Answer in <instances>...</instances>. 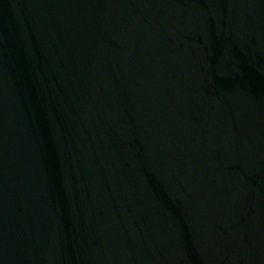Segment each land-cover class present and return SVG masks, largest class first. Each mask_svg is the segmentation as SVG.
I'll return each mask as SVG.
<instances>
[{
  "label": "water",
  "instance_id": "1",
  "mask_svg": "<svg viewBox=\"0 0 264 264\" xmlns=\"http://www.w3.org/2000/svg\"><path fill=\"white\" fill-rule=\"evenodd\" d=\"M0 264H264V0H0Z\"/></svg>",
  "mask_w": 264,
  "mask_h": 264
}]
</instances>
